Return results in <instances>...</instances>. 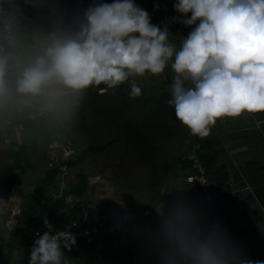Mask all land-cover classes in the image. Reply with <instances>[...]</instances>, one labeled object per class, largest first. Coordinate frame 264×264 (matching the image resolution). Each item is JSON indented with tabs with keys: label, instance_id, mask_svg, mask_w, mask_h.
I'll use <instances>...</instances> for the list:
<instances>
[{
	"label": "clouds",
	"instance_id": "obj_1",
	"mask_svg": "<svg viewBox=\"0 0 264 264\" xmlns=\"http://www.w3.org/2000/svg\"><path fill=\"white\" fill-rule=\"evenodd\" d=\"M173 10L180 14L173 21L191 28L178 50L169 41L168 23L153 24L135 0L93 2L77 32H53L44 42L16 78V93L51 101L69 91L99 89L103 94L127 83L134 99L142 95L138 77L161 76L170 65L168 104L191 135L208 137L223 117L264 112V0H176ZM10 67L8 58L0 57V104L11 99ZM184 225L177 217L168 226L181 257L192 264L235 259L216 234L198 239ZM37 236L28 264H65L59 237L48 231ZM75 243L71 236L64 249L71 251Z\"/></svg>",
	"mask_w": 264,
	"mask_h": 264
},
{
	"label": "crops",
	"instance_id": "obj_2",
	"mask_svg": "<svg viewBox=\"0 0 264 264\" xmlns=\"http://www.w3.org/2000/svg\"><path fill=\"white\" fill-rule=\"evenodd\" d=\"M135 2L150 14L153 24L163 27L165 23H168L169 41L178 50L184 36H187L191 28L173 21L174 17L180 15L173 10L176 0H135ZM5 18V11L2 10L0 3V29ZM80 19L67 0L49 2L37 14L30 16L22 26L20 32H22L24 38H20L21 35L19 36L18 45L21 46L19 49L22 50L23 55L26 53L29 60L32 61L36 55L40 54V48L45 41L50 39L53 32L58 35L75 33L79 30ZM22 39H27L30 42L27 41L25 45ZM173 76L174 73L169 65L161 76L146 75L143 78L138 77L137 83L142 87L141 96L131 98L129 96V85L125 83L114 91L111 90L108 99L109 104L106 106L101 104L91 114H81L80 117L79 113L74 115V125H70L68 128L79 132V135L74 137L79 139L76 146H84L86 139L91 138V141H94V146L101 145L104 147L85 157L83 161L79 162L78 168L75 167V169H70L67 173H64L61 176V187L58 190L54 189L53 192L63 208L68 209L74 206L76 202H80L84 208L93 209L99 218L108 222L114 220L120 211L125 209L142 212L147 217L146 221H144L143 226H139L137 229L134 228L138 237L140 235L144 237L145 234L142 242L139 241L137 244L138 250L136 249V251H139V253L145 248V244H148L151 240H156L157 243L171 244L174 247L175 245L169 237L168 226L174 223L177 217L185 219L190 213L189 209L180 210L176 207V194L173 188L181 183H189L185 175L179 174L184 173V168L179 164V161L187 158L188 152L193 151L192 146L197 136L191 135L189 130L176 119L174 109L169 110L167 108L166 100L171 98L170 85ZM103 87L104 85L100 86V88ZM85 91L100 93L99 89H87ZM10 95L11 100H19L23 106L26 105L25 108H28L33 101L41 100L39 97H32L28 100L18 98L14 94ZM39 113L48 116L54 112L51 111L46 114L39 111ZM76 117L80 118V122L84 125L87 124L82 130ZM91 124H95V127ZM15 125H21V130L25 128L29 131L31 129L26 128L23 123ZM16 126L10 131L6 125V132H12V137L14 132L17 133L19 129ZM155 137L163 138L164 147L172 149V154L168 159L166 154V160L163 162L157 156V152L160 151L158 147L160 143L156 141ZM206 138L214 141L211 151L217 153V163L219 165H226V168L219 169L218 172L221 176L227 175V184L233 188L234 192H239L242 195L245 191H249L253 194L249 183L250 177H252V180H258L259 193H264V112H244L239 117L220 118L212 128L211 134ZM31 142H33L32 139ZM67 142H62L64 146L62 149L66 148ZM199 146L196 144L194 149ZM152 149L156 154L152 163L158 166L159 172L165 173L164 177L157 178L159 189L156 191L162 195V200L159 203H156L154 198L144 194L141 190V188H144L141 185L143 177H145L144 173L149 172L146 168V172L143 173V169L146 164H151L148 152ZM74 153L67 156L68 153L65 151L62 152L61 156H56V159L52 160L55 162L57 159L61 161L66 156L67 158L76 157ZM190 155H193V152ZM131 161L136 163V167L132 164L127 168H123ZM159 161H161V164ZM168 164L170 166L169 170L167 172L166 169L165 172L163 166L167 167ZM45 172L44 168L40 176H43ZM78 175L79 178L85 176L87 191L80 197L63 195L66 190L65 187L73 185L77 181ZM136 176L139 178L134 179ZM126 180H129L131 184ZM35 185L33 184L31 192L25 198L18 199L23 194L22 189L19 190V187H17L16 193L14 190V192L10 190L5 195L0 194V198L6 199L9 198V195L11 197V194L14 196L12 201L8 204L5 203L7 205H11L15 200L22 201L26 199L24 206L17 208L18 215H16V222L10 228L9 236L3 238V233L0 231V248L4 246L9 251L8 255L0 252V258H3L2 264H23L24 254L18 250L12 251L6 245L10 241L12 228L18 223L19 214L27 204L28 197ZM238 205L236 203L233 211H231L233 218L230 219L235 224L222 219L221 222L230 225L232 229L248 228L249 224L241 219L242 210L246 211L247 207L240 209ZM10 212L11 210H7L6 213L9 214ZM152 257H154V254H152Z\"/></svg>",
	"mask_w": 264,
	"mask_h": 264
},
{
	"label": "trees",
	"instance_id": "obj_3",
	"mask_svg": "<svg viewBox=\"0 0 264 264\" xmlns=\"http://www.w3.org/2000/svg\"><path fill=\"white\" fill-rule=\"evenodd\" d=\"M28 1L34 3L40 0ZM52 1L54 0H50L43 4L37 5L30 13L26 15L23 24L14 29L13 35L16 39L15 45L9 46L4 41L2 42V44H0V57H7L9 64L11 65L8 74L6 75V81L10 89V94H14L18 98L28 100L32 98L31 96L16 93L15 91L16 78L19 76L22 69L31 62L27 57V54L25 53V55H23L22 50L19 49V47H21L18 45L19 36L21 35L20 38H24L22 32H20L21 28L30 16L37 14L39 10L46 7L49 2L52 3ZM67 1L70 2L71 6L75 10L74 3L71 0ZM105 1L109 3L112 2V0ZM0 3L2 5V10L5 11V21L7 20L12 11L22 5L21 3L14 2H11L10 4H5L2 0H0ZM22 40H24L25 45L27 41H29L27 39ZM168 100H166L167 108L169 110L174 109L173 106L168 104ZM52 104L56 111L59 110L60 104L58 102L55 103L54 101ZM53 114L54 113L45 116L44 114L39 113L37 114V118L28 117L25 120H22L21 118L12 119L7 124V126L8 129L12 131V129L16 126L15 124L23 123L26 128H33L35 130V134L44 133L43 135L50 136L54 131V129L50 126V120L52 117H54ZM60 127V131H62L64 129L63 124H61ZM10 131H8L9 135L12 134V132ZM71 134L79 135V132L71 131ZM54 140H56V137H54ZM67 141H70V139H68ZM70 142L78 143L79 139L74 138V141ZM196 144L200 146L194 149V146ZM213 145L214 141L212 140H209L207 138L201 139L199 137H196L192 146L193 151L188 152L187 158H185L187 164H184V162H186L185 159L179 161V164L182 165V168H184V173L181 172L179 174H183L186 177L193 174L194 170L192 168V158L196 156L200 157L207 167L208 175L213 188L216 192L220 193V197L218 199L220 220L222 219L223 221L235 224L233 220L230 219L233 218L231 211H233L235 204H239L240 206L238 205V207H240V209L247 207L246 211L242 210L241 219L248 223L249 227H246L245 229L233 228L229 233H220L218 236L223 242L224 246L229 251V253L235 257L234 260L229 261V264H241V261L245 259L253 261H264V246L261 244L260 246H258V244H255L249 239L250 233L252 231H264L263 226H259L264 225V193H259L258 180H252V177H250L251 180L249 181V183L252 187L253 194L249 191H245L242 195H240L239 192H234L233 188L229 187V185L227 184V175L221 176V174L218 172L219 169L223 170V168H226V165H219L217 163V153L211 151ZM103 147L104 146L101 145H93L91 148L84 150L81 155L69 158H67L66 156L61 161H55L54 165H52V167L49 168V170L46 171L43 176L39 177V181L37 182V184L33 188L32 193L28 197L27 204L20 213V220L18 221L16 226L12 228L10 241L6 245L12 251L18 250L24 254L22 260L23 264H28L29 262V254L31 252L29 246L32 244V240L35 237V232L38 227L42 224L44 216L47 213L51 221L55 224V227L65 228L70 225L75 219H77V217L85 209L80 202H76L74 206L68 209L63 208L58 203L53 192L54 189L58 190V188L61 187V176L64 174L61 170V166L66 164L67 171L70 169H75V167L78 168L79 162L83 161L84 158L88 155H91V153L93 154L95 151L101 150ZM191 152H193V155H190ZM14 169L16 168L14 167ZM17 177L18 173H16L14 177L11 176V180L8 182V184L0 181V189L7 190L6 193L9 192L17 181ZM65 189L66 190L64 191L63 195H74L76 197H80L87 191L85 176L83 175L81 178H79L78 175L77 181L71 186H66ZM173 191L176 194L175 202L183 197H194V203L189 207L180 208L177 206L176 202V207L178 209L190 210L188 216L183 219L185 222L184 231L187 234L190 231H203L210 221V215L205 210L203 203L199 201V185L197 183H181L175 185ZM87 209L93 216L99 217L93 209ZM137 212L139 213V217L134 223L131 235L134 236V248L138 250L137 244L139 241L142 242V239L145 238V234L144 237L143 235L135 237L137 235L135 233V229H137V227L139 226H143V223L144 221H146L147 217L143 215L142 212ZM188 220H190L192 224H189ZM110 246V242L108 240H105L103 243V248L100 251L94 249V247H89L84 250H73L71 248V251H68L67 249H64V245H61V249L65 252V264H192L190 260H186L183 257L181 258L178 251L173 253L171 257L168 258H166L165 254H163L164 256L160 262L155 261L157 256L150 262L149 256L144 255V253L142 252H129L125 249H111ZM5 250H7V248H5L4 246L0 248V252L3 254ZM180 258L183 259L182 262ZM2 260L3 258H0V264L3 263Z\"/></svg>",
	"mask_w": 264,
	"mask_h": 264
},
{
	"label": "rangeland",
	"instance_id": "obj_4",
	"mask_svg": "<svg viewBox=\"0 0 264 264\" xmlns=\"http://www.w3.org/2000/svg\"><path fill=\"white\" fill-rule=\"evenodd\" d=\"M110 94L111 90L103 94L93 93L90 91H84L83 93H75L69 91L65 95L51 101H45L43 99L33 101L31 105L28 106V108H25L26 105L23 106V104H21L19 100L10 99L8 102L0 104V181L8 184V182L11 180V176L14 177L16 173H18V177L16 178L17 181L15 182L11 190L12 192L15 191L16 193V189L17 187H19V190L22 189L23 194L20 195L18 199L25 198V196L29 194V192H31V187H33V184H37V182L39 181L37 178H39V176L42 174L41 171L44 168L47 171L52 167V165H54L52 159H56V156H61L62 152L65 151L68 153V156L74 153L75 149L74 154L75 156H78L82 154L83 150L91 148L94 145V141H91V138L86 139L85 142L88 144L84 143V146L81 147L76 146L77 143L75 142H67L68 139H70V141H74L75 137L74 134H71V128L68 127H70V125H74V115L79 113L80 117L81 114H91L92 111L99 108L101 104H105V106L109 104L108 99L110 97ZM54 101L55 103L58 102L60 104L59 110L57 111L52 105ZM39 111H42L46 114L47 112H54V117H52L50 120V126L54 129V131L50 136H45L43 135L44 133L35 134V130L33 128L29 129V131L25 128L21 130V125L16 126V128L19 129L17 133L14 132L13 137L9 135L8 132H6V125L10 122V120L16 118L25 120L28 117L37 118V114ZM90 117L92 118V116ZM76 119H78V117H76ZM78 120L80 129L82 130L83 127L87 124L84 125V123H81L80 118ZM61 124H65L63 125L64 129L62 131H60ZM91 125L95 127V124ZM54 137H56V140H54ZM31 139L33 140V142H31ZM155 139L160 143V146H158L160 148V151L157 152L158 159L160 158L163 162L164 160H166V154L167 159L172 154V149H167V147H164L165 143L163 142V138L155 137ZM64 141L67 142V146L65 149H62V147H64L62 142ZM148 155V157H150L151 164H146L143 169V173L144 171L146 172V168L147 170H149V172L144 173L145 177H143V182H141V185L144 188H141V190L144 192V194H148L151 196V198H154L156 203H159V201L162 200V195L159 194L158 191H156L159 189L157 178L164 177L165 173L159 172L160 169L158 168V166H155L152 163V161L154 162L156 157L154 149L148 152ZM57 161L58 159L56 160V162ZM161 161H159L160 164ZM132 164L136 167V163L134 161H131V163L123 166V168H127ZM14 167L16 169H14ZM169 167V164L167 167L163 166L165 172L166 169L168 172ZM136 178L139 177L136 176L134 179ZM126 181L131 184L129 180ZM6 191L7 190L0 189V194L5 195ZM1 198L4 201H0V209H2V211H0V231L3 233V238H7L10 231V228L7 225L9 222H12V224L16 222V215H18L17 208H22V206H24L23 204L26 202V199L22 201L15 200L11 205H7L14 199V196H12L11 194V197L9 195L8 199L3 197ZM6 209L11 210V212L7 214ZM20 216L21 215L19 214V220ZM250 236L249 239L252 242L258 244V246H260V244L264 246V231H252L250 233ZM171 251H177L175 246L172 247L171 244H162L159 242L157 243L156 240L149 241L148 244H145V248L141 250L144 255L149 256L151 254V256H149L150 262L151 260L156 258V256L157 258L155 259V261L160 262L164 256L163 254H165L166 258L171 257V255L175 253ZM152 254H154L155 257H152ZM182 260L183 259H181V262Z\"/></svg>",
	"mask_w": 264,
	"mask_h": 264
},
{
	"label": "built area",
	"instance_id": "obj_5",
	"mask_svg": "<svg viewBox=\"0 0 264 264\" xmlns=\"http://www.w3.org/2000/svg\"><path fill=\"white\" fill-rule=\"evenodd\" d=\"M5 4L21 3L17 9L11 12L7 20L3 23L0 29V44L6 42L9 46L16 43L13 35L14 29L21 26L28 13H30L37 5L43 4L50 0H40L38 2H29L28 0H2ZM75 5V10L82 18L84 10L93 2H107L105 0H71ZM192 168L194 173L187 176L189 183H197L200 187L199 201L203 203L205 210L210 215V221L203 231H190L188 235L198 239L207 236L209 233H214L219 236L220 233H228L232 227L220 220V211L218 199L220 193L216 192L210 181L207 167L200 157L192 158ZM186 161V159H185ZM187 164V161L185 162ZM63 173L67 171V165L61 166ZM194 203L193 196H187L177 201V206L180 208L189 207ZM139 213L133 209L122 210L114 218L112 222L105 221L99 217L93 216L90 211L85 208L83 212L70 225L65 228H57L49 218L48 213L44 216L42 224L35 232V237L30 245V250L35 239H38L37 233L43 234L48 231L52 235L59 237L61 245L70 243L71 236L75 237L76 243L71 247L73 250L86 249L94 247L100 251L103 248L105 240L110 242L111 249H125L129 252H136L134 248V236H132L134 223L137 221ZM189 224H192L188 220ZM135 237H138L136 235ZM9 251L5 250L4 255H8Z\"/></svg>",
	"mask_w": 264,
	"mask_h": 264
}]
</instances>
